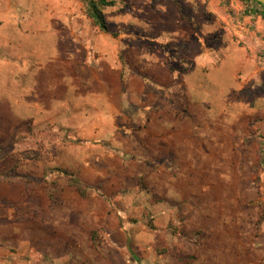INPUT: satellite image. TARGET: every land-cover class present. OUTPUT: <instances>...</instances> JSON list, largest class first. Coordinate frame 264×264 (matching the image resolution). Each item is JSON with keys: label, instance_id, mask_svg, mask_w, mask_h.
Instances as JSON below:
<instances>
[{"label": "crops", "instance_id": "1", "mask_svg": "<svg viewBox=\"0 0 264 264\" xmlns=\"http://www.w3.org/2000/svg\"><path fill=\"white\" fill-rule=\"evenodd\" d=\"M16 1L14 9L0 10V144H13L17 135L29 139L31 133L48 129L55 130V148L61 140L68 144V153L76 145L89 147L83 156L74 157L75 162H83L100 177L106 176L107 162L113 155L123 162H133L134 170L124 169V177L149 178L150 190L158 198L166 196L167 202H179V206L169 208L149 197L136 195L128 201L130 210L133 204L140 209L147 206L157 224L169 222L189 192L203 199V206L213 202L216 192L228 198L219 208L236 203L230 196L236 171L229 162L250 160L249 139H256L257 144L262 139L258 135L260 126L245 119L258 111L238 106L236 99L245 82L261 80L263 71L257 55L253 58L247 51L253 48L252 32L246 46L238 38L236 26L223 17L222 13L228 11L226 0H130L131 9L117 8L113 19L107 9L118 6L114 0L104 10L107 31L91 22L80 0ZM206 1L212 3L208 9ZM215 3L226 8L217 10ZM245 16L250 18L251 14ZM38 25L49 27L51 36L26 38L25 34L36 31ZM160 36L166 38L171 49L168 55L161 50ZM230 57L237 89L232 91L231 82L210 76L202 80L205 70ZM30 62H42V68L31 73ZM17 84L22 89L16 88ZM234 109L241 119L225 126L229 122L224 118L225 111ZM171 142L180 149L170 151L167 145ZM75 166L59 170L68 186L81 195L70 182L72 177L77 178L87 193ZM10 171L30 176L32 170L16 166ZM216 172L219 174L211 177V186L201 188L202 179ZM189 177L201 179L194 187ZM38 187H0V264L32 263L35 256H40L43 264H76L78 257L92 264L97 251H107L93 249L99 241L97 233L100 245L101 241L110 243L120 256V242L127 238L137 246L134 254L146 253L139 238L132 237L137 227L130 230L129 223L121 225L115 219L109 228L103 220L81 228L71 217H57L58 209L68 208L66 202L21 200L23 193ZM15 208L42 211L25 210L16 215ZM43 209H51V218L45 217ZM129 212L118 214L128 221ZM77 226L82 232L79 246ZM142 232L150 235L149 230ZM150 240L151 236L147 242Z\"/></svg>", "mask_w": 264, "mask_h": 264}, {"label": "rangeland", "instance_id": "2", "mask_svg": "<svg viewBox=\"0 0 264 264\" xmlns=\"http://www.w3.org/2000/svg\"><path fill=\"white\" fill-rule=\"evenodd\" d=\"M116 1L119 2L118 6L115 5L107 9L113 19L117 8L119 10L122 8L131 9L132 5L130 0ZM208 1L205 3V9L211 7L212 3L209 4ZM226 3L228 11L222 13L223 17L230 21V25L234 24L236 26L234 29L239 35L237 36L241 41H244L245 45V41L250 40L249 36L252 32L251 41L253 48L251 50V47H248L247 51L249 55L250 53L253 55V58L257 55L260 67H262L261 71H263L261 80L253 79L245 82L243 92L237 95V99L234 97L238 106L242 107L243 105L258 111L255 116H245V119L260 126L258 135L262 138L259 140L260 144H257L256 142L258 141L254 138L249 139L251 142L250 160L237 159L229 162L236 171L235 176L232 178L234 191L230 190V196L233 195L236 198L234 205L230 204V206L225 205L224 208H219V205L227 204V195L225 194L222 197L217 195L216 191H213L216 192L213 195V202L204 203L203 206V199L194 194L191 195L192 193L189 192L187 200L182 204L179 211L172 213L170 221L157 224L154 221L156 217L153 211L149 212L150 210H148L147 206H145L147 209H140L137 208L136 204H133L134 209L130 210L128 209V205H130L128 201L134 200L133 197L136 195L142 198L149 197L159 199L160 205H165L169 208L179 206V202H167L166 196L158 198L157 194L150 190L149 178L132 177L130 175L124 177V169L134 170L133 162H123L120 156L113 155L108 159L107 170L105 169L106 176L100 177L98 173L95 174L89 167L86 168L87 165L82 164L83 162L78 160L75 162L74 157L83 156L85 148L88 149L89 147L84 148L82 145H76L74 149L70 147L71 151L68 153V144L66 141L64 143L61 140L62 144L55 148L57 143V141L55 142V130L48 129L31 133V135H28L29 139L24 138L22 134L17 135V140L13 144H0V187H6V189L12 187H20L22 189V187L29 185L41 187H38L39 189L37 188V190L36 188L35 190H28L27 194L23 193L21 200L34 199L39 202H42V200L66 202L68 203V208L58 209L57 217H71L76 223H80L81 228L93 226L95 222L97 224L103 223V220H106L110 228L115 219L121 225L129 223L130 230L134 226L135 228L137 227L132 237L136 236L139 238L140 246L145 248L146 253L139 252L140 256L134 254L137 246L134 245L133 240L127 238L125 242H120V250L123 253L120 256L118 251L117 253L113 252L114 250L111 249L113 245L110 246V243L105 245L101 241V246L99 233H97L96 239L99 241L95 243L98 246L93 244V249L100 251L101 248H107L108 256L106 252L100 251L99 253L97 251V254L92 256V264H101L100 262L103 264L105 260L108 261V264H264V167L259 163L260 145L262 140H264V20L259 21V15L256 14H251L250 18L245 16L246 8L249 9L251 5L253 8L255 6L258 7L254 2L246 5L241 0H226ZM16 5H18L16 0H0V10L4 12L14 9ZM224 7L220 3H215L214 6L215 9L221 11ZM35 30H33L34 32H27L25 37L29 39L32 36L33 40L35 37L49 38L51 36L47 26L38 25ZM158 40L161 50L165 51L166 55L170 54L171 49L166 45V38L160 36ZM241 41L240 43H242ZM44 49H49V46ZM142 60V64H145V59L143 58ZM179 64L180 62L178 61L177 65ZM29 68L30 72L33 73L42 68V62L40 65L39 62H30ZM234 68L233 59L230 57L219 66L211 69L209 67V71L205 70L202 80L210 76L217 81L231 82V85L228 84L233 91L238 86L236 79L233 77ZM17 85L19 86V84ZM18 86L16 88L22 89V87ZM241 101H243V104L239 103ZM169 102L171 103V99H169ZM177 113L183 114V111H177ZM225 114V120L229 121L225 126L232 124L234 119L238 120L242 117L235 109L233 111H225ZM167 147L172 152L180 149V146L175 142H171ZM105 163L103 162V165ZM124 163H127L125 167L123 166ZM74 164H76L75 167L78 169L77 173L82 174L79 178L87 186L85 196H81L72 187L68 186L66 177L61 175L62 169H69ZM16 166L18 168H31V175L17 176L14 171H10ZM52 171L53 173L49 174ZM218 174L216 172L213 176L209 175V178H203L201 188L211 186L213 181L211 177H215ZM198 179L201 178L189 177L188 182L195 187L194 183ZM217 180L222 182L223 178ZM135 186L142 187V189L138 190ZM201 188H199V191L202 190ZM135 190H138L137 194L134 193ZM20 191L23 192V190ZM126 205L127 208L125 210ZM12 210L16 215L18 212L25 210L29 212L42 211L41 209L18 208ZM119 211H130L127 216L128 221L120 218L122 215L118 214ZM43 212L45 217L51 218V209H43ZM46 212H49V214H46ZM90 212L93 214L91 219L88 218ZM77 229L76 238L82 236L80 235L79 226H77ZM142 229L149 230L150 235L144 234ZM150 236L151 240L149 242L151 244H148L149 242L147 241ZM117 237L123 238L120 235ZM79 244L82 245L80 238L77 239V245L79 246ZM85 259L87 258L78 257L75 263L85 264ZM31 261L32 263L28 261L27 264H43L40 256H35ZM68 261H70V257L66 258V262Z\"/></svg>", "mask_w": 264, "mask_h": 264}, {"label": "trees", "instance_id": "3", "mask_svg": "<svg viewBox=\"0 0 264 264\" xmlns=\"http://www.w3.org/2000/svg\"><path fill=\"white\" fill-rule=\"evenodd\" d=\"M86 15L89 17L91 22L97 26L102 31H107V23L105 18L104 10L112 6L114 4V0H80ZM244 4H248L250 2H254L258 5L253 8H246L247 14H256L259 15L262 19H264V4L256 1V0H241ZM259 163L264 167V140H262L260 145V157ZM71 184L76 187V189L81 193V195H85V188L83 184L77 179L72 177L70 180Z\"/></svg>", "mask_w": 264, "mask_h": 264}, {"label": "water", "instance_id": "4", "mask_svg": "<svg viewBox=\"0 0 264 264\" xmlns=\"http://www.w3.org/2000/svg\"><path fill=\"white\" fill-rule=\"evenodd\" d=\"M256 1H258V2H260V3H262V4H264V0H256Z\"/></svg>", "mask_w": 264, "mask_h": 264}]
</instances>
